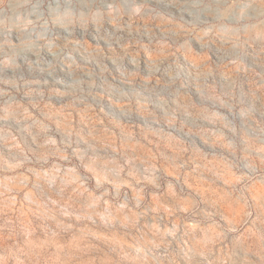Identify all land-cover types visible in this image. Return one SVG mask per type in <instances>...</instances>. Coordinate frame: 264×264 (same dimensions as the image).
<instances>
[{
    "label": "rangeland",
    "instance_id": "1",
    "mask_svg": "<svg viewBox=\"0 0 264 264\" xmlns=\"http://www.w3.org/2000/svg\"><path fill=\"white\" fill-rule=\"evenodd\" d=\"M0 264H264V0H0Z\"/></svg>",
    "mask_w": 264,
    "mask_h": 264
}]
</instances>
